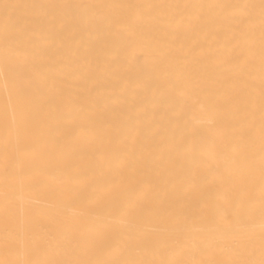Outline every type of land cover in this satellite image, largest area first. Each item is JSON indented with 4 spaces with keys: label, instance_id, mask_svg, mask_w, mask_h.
Returning <instances> with one entry per match:
<instances>
[{
    "label": "bare ground",
    "instance_id": "1",
    "mask_svg": "<svg viewBox=\"0 0 264 264\" xmlns=\"http://www.w3.org/2000/svg\"><path fill=\"white\" fill-rule=\"evenodd\" d=\"M262 184L260 0H0L2 264H259Z\"/></svg>",
    "mask_w": 264,
    "mask_h": 264
},
{
    "label": "snow or ice",
    "instance_id": "2",
    "mask_svg": "<svg viewBox=\"0 0 264 264\" xmlns=\"http://www.w3.org/2000/svg\"><path fill=\"white\" fill-rule=\"evenodd\" d=\"M260 8H261V15H262V31H264V0H260ZM30 86V82H29ZM3 158L6 161H10L14 159V155L8 151L4 153ZM9 197L11 196V193H7ZM262 203H264V184H262ZM262 221H264V212H262ZM262 229H264V223H262ZM11 236V234H10ZM262 239H264V234H262ZM264 251V250H262ZM2 264V262H0ZM11 264H37V262L32 261H21V262H11ZM96 264H151V262H136V261H121V262H113V261H101L96 262ZM159 264H170V262L167 261H161ZM202 264H256L255 261H249V260H241V261H208V262H202ZM259 264H264V258H262L259 261Z\"/></svg>",
    "mask_w": 264,
    "mask_h": 264
}]
</instances>
